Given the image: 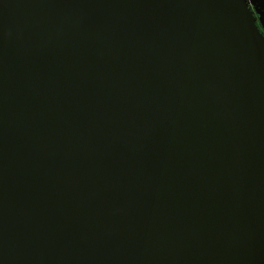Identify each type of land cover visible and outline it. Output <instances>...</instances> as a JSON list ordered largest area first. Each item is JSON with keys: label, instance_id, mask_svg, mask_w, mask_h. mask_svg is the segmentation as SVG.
Returning a JSON list of instances; mask_svg holds the SVG:
<instances>
[{"label": "water", "instance_id": "water-1", "mask_svg": "<svg viewBox=\"0 0 264 264\" xmlns=\"http://www.w3.org/2000/svg\"><path fill=\"white\" fill-rule=\"evenodd\" d=\"M0 264H264L246 0H0Z\"/></svg>", "mask_w": 264, "mask_h": 264}, {"label": "flooded vegetation", "instance_id": "flooded-vegetation-1", "mask_svg": "<svg viewBox=\"0 0 264 264\" xmlns=\"http://www.w3.org/2000/svg\"><path fill=\"white\" fill-rule=\"evenodd\" d=\"M246 3L260 34L264 37V0H246Z\"/></svg>", "mask_w": 264, "mask_h": 264}]
</instances>
